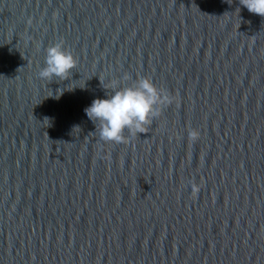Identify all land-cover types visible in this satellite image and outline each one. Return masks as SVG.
Here are the masks:
<instances>
[{
  "label": "water",
  "instance_id": "obj_1",
  "mask_svg": "<svg viewBox=\"0 0 264 264\" xmlns=\"http://www.w3.org/2000/svg\"><path fill=\"white\" fill-rule=\"evenodd\" d=\"M60 39L77 66L49 83ZM125 73L173 102L104 143L85 108ZM0 264H264V17L239 0H0Z\"/></svg>",
  "mask_w": 264,
  "mask_h": 264
},
{
  "label": "clouds",
  "instance_id": "obj_2",
  "mask_svg": "<svg viewBox=\"0 0 264 264\" xmlns=\"http://www.w3.org/2000/svg\"><path fill=\"white\" fill-rule=\"evenodd\" d=\"M239 3L250 13L264 17V0H239ZM76 66L77 59L60 39L46 47L45 63L38 76L49 83L54 79L63 81L68 79ZM127 81L131 83H125ZM110 89L111 95L106 93V98H95L85 108L88 118L95 125L98 122L99 140L104 143H130L132 137L144 133L145 127L150 126L160 116L162 109L173 102L171 93L158 88L148 76L133 79L125 73L111 81ZM125 130L129 132L128 137L124 135ZM188 137L194 142L199 133L189 129ZM198 191L199 187L193 185V193Z\"/></svg>",
  "mask_w": 264,
  "mask_h": 264
}]
</instances>
